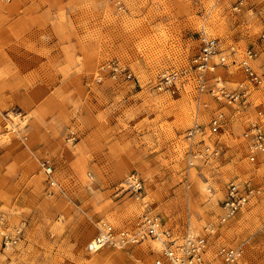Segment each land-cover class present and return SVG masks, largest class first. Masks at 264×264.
Returning <instances> with one entry per match:
<instances>
[{
    "label": "rangeland",
    "instance_id": "rangeland-1",
    "mask_svg": "<svg viewBox=\"0 0 264 264\" xmlns=\"http://www.w3.org/2000/svg\"><path fill=\"white\" fill-rule=\"evenodd\" d=\"M201 32L227 52L257 49L262 65L264 0H0V211L27 223L21 244L0 246V264H155L154 240L89 249L103 221L128 226L145 210L178 233L208 235L215 264L223 245H242V264H264V191L222 219L229 182L259 185L264 176V154L251 161L244 136L264 123V85L247 107L191 86L174 95L155 88L189 63ZM112 59L134 77L99 79ZM215 73L230 87L244 79L237 66ZM218 109L224 129L195 141L219 155L191 162L188 130L207 128ZM133 173L142 196L124 187Z\"/></svg>",
    "mask_w": 264,
    "mask_h": 264
},
{
    "label": "built area",
    "instance_id": "built-area-1",
    "mask_svg": "<svg viewBox=\"0 0 264 264\" xmlns=\"http://www.w3.org/2000/svg\"><path fill=\"white\" fill-rule=\"evenodd\" d=\"M258 58L259 52L253 47H247L241 54L235 47L227 52L218 37L201 32L200 47L189 63L182 68H174L161 74L155 82V88L174 95L191 86L199 94H210L219 102L247 107L252 103V95L257 87L264 85V63L257 67L255 62ZM231 66H237L244 75V79L235 87L228 86L227 81L215 73L219 67L229 69ZM98 77L99 79L109 77L116 82H122L132 79L134 73L120 60L112 59L101 65ZM259 113L263 114V110ZM224 126L225 113L218 109L211 116L207 128L196 124L188 130L187 137L192 140L191 162L198 157L207 159L219 155V148L207 143L204 138L195 140L198 135L218 134ZM244 136L249 140V158L251 161H256L259 154H264V123L252 122L244 132ZM200 142H203V146L195 149L194 144ZM42 165L49 184L61 188L55 177L54 165L48 161H43ZM124 184L126 190L136 193L137 196L143 195L144 181L137 173L131 174ZM263 191L264 176L259 185H253L251 181L231 180L223 202V221L244 208L253 196ZM26 236L25 220L22 219L17 223L10 222L8 217L0 211V246L3 249L21 244ZM148 240L157 241L161 246L160 255L156 258L155 264H215L207 257L210 249L208 235L195 234L191 231L178 233L166 226L159 214L150 210H145L132 224L124 227H116L111 222L103 221L90 241L89 249L98 250L105 246L125 247ZM217 257L218 264H242L244 248L242 245H223L218 248Z\"/></svg>",
    "mask_w": 264,
    "mask_h": 264
}]
</instances>
